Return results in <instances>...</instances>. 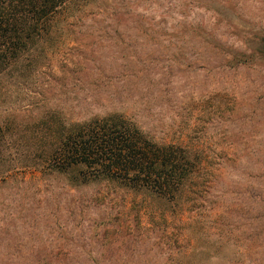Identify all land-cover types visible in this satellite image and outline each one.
<instances>
[{"label": "rangeland", "instance_id": "1", "mask_svg": "<svg viewBox=\"0 0 264 264\" xmlns=\"http://www.w3.org/2000/svg\"><path fill=\"white\" fill-rule=\"evenodd\" d=\"M28 50L0 74L24 144L0 157V264H264V0H70ZM112 113L200 162L181 197L28 147Z\"/></svg>", "mask_w": 264, "mask_h": 264}, {"label": "trees", "instance_id": "2", "mask_svg": "<svg viewBox=\"0 0 264 264\" xmlns=\"http://www.w3.org/2000/svg\"><path fill=\"white\" fill-rule=\"evenodd\" d=\"M68 1L0 0V74L23 59L41 28ZM36 136L48 137L43 132ZM11 137L7 123L0 122V157L24 145L12 149ZM34 141L28 142V147L38 150L45 169L75 172L82 183H121L169 201L181 197L199 171L200 162L191 159L187 149L154 142L134 121L118 113L69 125L41 145Z\"/></svg>", "mask_w": 264, "mask_h": 264}]
</instances>
